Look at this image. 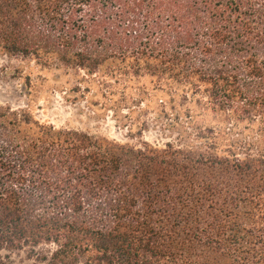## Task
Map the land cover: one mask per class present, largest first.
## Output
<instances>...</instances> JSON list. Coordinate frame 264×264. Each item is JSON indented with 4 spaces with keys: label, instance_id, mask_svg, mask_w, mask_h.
Returning a JSON list of instances; mask_svg holds the SVG:
<instances>
[{
    "label": "trees",
    "instance_id": "1",
    "mask_svg": "<svg viewBox=\"0 0 264 264\" xmlns=\"http://www.w3.org/2000/svg\"><path fill=\"white\" fill-rule=\"evenodd\" d=\"M1 55L99 90L149 78L136 103L179 137L137 147L0 105V264H264V0H0Z\"/></svg>",
    "mask_w": 264,
    "mask_h": 264
},
{
    "label": "rangeland",
    "instance_id": "2",
    "mask_svg": "<svg viewBox=\"0 0 264 264\" xmlns=\"http://www.w3.org/2000/svg\"><path fill=\"white\" fill-rule=\"evenodd\" d=\"M142 84L151 87L150 79L144 78L132 87L115 84L99 90L87 86L82 75L46 67L34 58L0 57V105L28 109L41 122L58 128L83 130L137 147L145 142L164 147L167 142L176 141L179 133L157 122V99L150 109L144 102L136 103ZM150 92L155 97L161 95ZM103 93L107 95L103 96ZM219 125L222 124L217 120L205 117L204 126ZM141 127L144 131L140 133ZM238 132L241 131L233 132L234 138ZM243 133L245 139L252 137L248 131ZM1 255L9 264H41L30 258L26 251H2Z\"/></svg>",
    "mask_w": 264,
    "mask_h": 264
}]
</instances>
